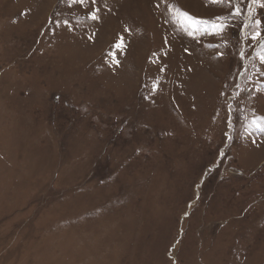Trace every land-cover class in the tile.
I'll return each instance as SVG.
<instances>
[{
    "label": "rangeland",
    "instance_id": "1",
    "mask_svg": "<svg viewBox=\"0 0 264 264\" xmlns=\"http://www.w3.org/2000/svg\"><path fill=\"white\" fill-rule=\"evenodd\" d=\"M262 118L264 0H0V264H264Z\"/></svg>",
    "mask_w": 264,
    "mask_h": 264
},
{
    "label": "snow or ice",
    "instance_id": "2",
    "mask_svg": "<svg viewBox=\"0 0 264 264\" xmlns=\"http://www.w3.org/2000/svg\"><path fill=\"white\" fill-rule=\"evenodd\" d=\"M69 2H70V4H81V5H83V4H85V3H88L89 2V0H69ZM98 2V0H91V3H93V4H95V3H97ZM185 17H187L188 16V14L185 12V13H182ZM89 16H90V18L91 19H96L97 18V16H96V12H91L90 14H89ZM64 23L65 24H69V21L68 20H65L64 21ZM257 23H259V22H257ZM214 27H220L221 29H222V25H219V26H217V25H214ZM256 35H259V33H257ZM253 38H255V36L253 37ZM123 45L122 44H117L116 45V47L117 48H121ZM110 56H115V54L114 53H110L109 54ZM114 62L115 63H118V61H116V60H114ZM154 88H155V84H154ZM262 119H264V118H262Z\"/></svg>",
    "mask_w": 264,
    "mask_h": 264
}]
</instances>
